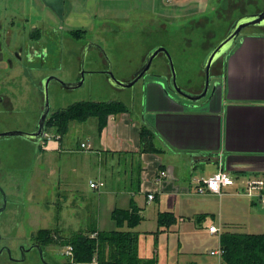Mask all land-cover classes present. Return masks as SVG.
Here are the masks:
<instances>
[{"label": "rangeland", "instance_id": "374dc122", "mask_svg": "<svg viewBox=\"0 0 264 264\" xmlns=\"http://www.w3.org/2000/svg\"><path fill=\"white\" fill-rule=\"evenodd\" d=\"M8 1L0 0V41L11 42L10 46L0 50V134L12 131L32 133L38 130L46 102L41 82L50 76H56L66 83L78 84L84 72L83 84L75 89H65L54 80L50 82V117L81 101L138 103L145 87L144 80L149 77L145 76L132 87L121 88L112 83L107 71H112L114 78L119 81H132L137 74L134 73L135 69L144 66L143 56L158 48L155 45L159 43L166 45L180 88L205 86L204 67L213 48L225 39L239 18L264 10V0H210L208 4L203 0L204 5L193 10L200 14L184 19L163 18L164 21H160L159 13L166 16L174 0H132L126 6L134 5L139 9L137 12L130 16L118 14L116 19L112 18L113 21L106 19V25L98 19L95 28L86 36L82 34L80 38H84V41L79 42V38L68 31L33 30V26L26 21L29 19L32 22L31 15H16L14 18L10 15L12 13L5 14ZM152 11H157V14ZM202 17L201 21L189 26L188 20ZM13 18L14 25L11 24ZM163 23L167 29L160 27ZM252 31L262 32L264 29L248 27L240 38ZM89 41L98 48L82 52L85 47L83 44ZM19 47L39 49L46 52L48 58L33 64L25 63V57L23 60L13 58L12 52ZM70 48L74 57H69ZM166 58L165 54L155 58L149 73L159 71L155 66L160 65L163 70L171 72ZM26 70L31 76L26 74ZM218 79L211 72L206 98L212 95ZM96 131V119L73 123L65 135L61 149L63 158L57 156L49 160L42 142L21 136L0 138V209L4 207L0 212V264H72L65 255L66 247L62 246L60 237L68 238L78 231H86L82 229L87 227L85 219L89 221L90 215L94 216V225L99 231L117 229L113 213L122 207L123 200L129 204L132 198L120 195V199L115 201V197L108 193L99 196L86 182L85 176L88 175L89 179L93 174L90 163H97L98 156L95 158L90 155L92 159L85 160L89 157L83 156L85 150L80 144L93 137ZM49 133L55 134V129L49 128ZM56 136L62 138L61 135ZM79 146L80 152L70 155L73 153L70 148L76 150ZM127 162L130 161L127 160L126 167H122L119 172L123 181L124 168L129 170ZM209 171H205L207 176L211 174ZM2 191L7 197L6 205ZM137 197L148 211L145 212V221L139 225V254L145 256L140 257L151 259L156 256L152 254L156 253L160 264H164L165 260L168 264H186L196 256L213 259L216 264H220L218 261L221 256H215L212 252L220 249L221 234L213 236L208 233L211 222L218 227L211 217L207 218L201 231H196V227L192 229L193 233H178L180 223H174L170 228L159 226L153 216L155 203L146 204L145 194ZM83 202L88 206L84 207ZM258 209L261 211L260 207ZM44 229L50 230L54 239L49 245L42 246L43 260L37 246L42 245L38 236L39 231ZM257 232L264 233V230Z\"/></svg>", "mask_w": 264, "mask_h": 264}, {"label": "crops", "instance_id": "0c3cea01", "mask_svg": "<svg viewBox=\"0 0 264 264\" xmlns=\"http://www.w3.org/2000/svg\"><path fill=\"white\" fill-rule=\"evenodd\" d=\"M130 1L132 0H9L5 14L12 13L10 15L14 18L16 15H31L32 22L25 20L29 21L28 24L35 31L44 29L57 33L68 31L72 34L73 31L82 30L86 36L95 28L98 19L105 24L106 19L113 21L118 14L130 16L137 12L139 9L134 5L133 8L126 6ZM209 1L206 0L207 4ZM203 5V0H174L168 8L167 17L159 13V20L192 17L200 14L193 10ZM153 14H157V11ZM14 18L12 25L15 24ZM203 18L188 20L189 26ZM166 26L165 23L160 24L163 29H167ZM255 28L264 29L251 27ZM159 46L166 48L161 43L155 45ZM147 56H143V62ZM166 62L169 63L168 58ZM155 69L159 71H148L146 77L149 78L144 80L145 87L138 103L125 102L127 112L111 116L101 134L97 130L93 137L81 142L80 146L82 143L89 145L88 149H84L83 156L89 157L85 160L98 156L97 163H90L93 174L89 179L88 175L85 176L90 189L97 191L99 196L102 193L111 194L115 201L120 199V195L131 196L132 202L127 204L128 201L123 200L119 209H128L135 202L142 211L144 221L145 212L148 211L137 200V196L145 194L146 204L155 203L154 218L158 220L162 212L175 214V223L181 225L178 233H193L196 227V231H201L209 217L218 223L221 234L226 231L258 233V230H264L263 204L243 192L250 177L264 179V31H252L239 37L228 54L212 66L211 72L220 81L217 80L212 95L201 101H190L173 92L169 87L171 72L163 70L162 65L155 66ZM203 87L186 86L183 90L196 93ZM144 125L153 132L154 144L159 152H142L140 132ZM52 135L54 136L50 141H41L45 145V155L48 160L56 159L57 156L61 159L64 156L61 149L65 136L60 138L56 134ZM80 146L76 150L70 148L73 150L70 155L80 152ZM127 160L130 161L127 162L129 170L124 168L123 181L119 172L122 167H126ZM139 169L141 172L138 176ZM220 169L238 177L235 186L228 188L223 196L198 194L199 182ZM207 170H210L209 176L205 174ZM160 171H166L167 176L159 184L155 178ZM138 178L141 182L137 192ZM92 181L104 182V186L91 188ZM86 188L89 189L87 186ZM150 193L155 194L153 201L148 200ZM83 204L84 207L88 206L84 202ZM71 205L72 209L74 200ZM93 218L90 215L89 221L85 219L87 227L82 230L87 231L90 225L95 226ZM210 224L215 225L213 222ZM139 227L137 231L141 234ZM208 233L218 235L210 231ZM152 255L157 256L156 253ZM190 260L188 264L217 263L213 259L196 256L193 261ZM218 262L223 264L222 258ZM164 264H168V261L165 260Z\"/></svg>", "mask_w": 264, "mask_h": 264}, {"label": "trees", "instance_id": "16d2710c", "mask_svg": "<svg viewBox=\"0 0 264 264\" xmlns=\"http://www.w3.org/2000/svg\"><path fill=\"white\" fill-rule=\"evenodd\" d=\"M264 28V27H260ZM84 31L76 30L72 34L82 37ZM128 106L121 101H81L66 109L55 112L47 121L56 135L64 137L73 123H86L96 119L97 130L101 134L113 115L125 113ZM142 152H159L154 144V134L146 125L141 128ZM141 172L139 169L138 176ZM141 180L137 181V192ZM113 219L117 229L111 232L99 231L95 226L87 231H78L68 238H61L63 247L72 246V264H158L157 256L144 259L139 254V232L137 228L144 221L141 209L134 203L128 209H116ZM177 221L173 212H162L158 216L161 227H169ZM96 233L97 236H93ZM41 247L47 246L53 239L50 230L39 231ZM58 238V237H57ZM223 250V264H264V233H242L226 231L220 237Z\"/></svg>", "mask_w": 264, "mask_h": 264}, {"label": "water", "instance_id": "95a60500", "mask_svg": "<svg viewBox=\"0 0 264 264\" xmlns=\"http://www.w3.org/2000/svg\"><path fill=\"white\" fill-rule=\"evenodd\" d=\"M248 27H264V10L260 13L257 14H251V15H246L241 18H239L231 27L228 35L225 37V39L220 42L216 47L213 48L211 53L209 54V57L207 59V62L204 67V72H205V78H206V83L204 87V91L200 94H192L189 93L188 91L183 90L177 85L176 82V73L174 69V64L172 61V58L168 52V50L160 46L156 49H154L152 52L149 53V55L146 57V60L144 62V66L139 70V72L136 74L135 78L130 81V82H122L114 78L112 71L108 70L107 74L110 76L111 81L114 85L121 87V88H129L134 86L138 81H140L143 77L146 76L147 72L150 70L153 61L155 58H157L160 54H165L166 57L168 58L169 65H170V70H171V75H172V80L169 82V87L170 89L175 92L176 94L187 98L190 101L198 102L203 100L209 92L210 88V76H211V68L212 66L222 57L226 56L228 50L232 48V46L236 43L242 32L248 28ZM91 46V45H90ZM90 46H87L84 52L89 51ZM56 79L58 80L65 88L67 89H75L83 84L84 81V72L82 73V79L78 84H70L66 83L64 81H61L55 77H48L43 81V88L42 91L45 94V106L43 113L40 118L38 130L34 131L32 133H24L20 131H12V132H5L0 134V138L3 137H11V136H21L27 139H31L35 142H41L44 141V135H45V129H46V122L49 116L50 112V103H49V95H48V87L50 82ZM4 202L6 205L7 202V197L4 191H2ZM4 210V207L0 209V212ZM1 239V238H0ZM40 254L42 259L44 260V254L42 249L39 248ZM10 252V251H9Z\"/></svg>", "mask_w": 264, "mask_h": 264}, {"label": "built area", "instance_id": "2783aa9c", "mask_svg": "<svg viewBox=\"0 0 264 264\" xmlns=\"http://www.w3.org/2000/svg\"><path fill=\"white\" fill-rule=\"evenodd\" d=\"M54 135L51 133H45L44 135V142L50 141L53 138ZM82 149H88L89 145L87 143H82L81 145ZM167 172L166 171H160L159 174H157L155 181L158 182L159 184L162 183L164 178H166ZM237 176L232 174L229 171H226L224 169L218 170L216 173H214L212 176L202 180L199 182L200 186L198 188V194L204 195V194H212V195H217V196H223L226 193V190L232 186H235ZM91 188H100L104 186V182H95L92 181L90 182ZM244 194L256 198L260 200V202L263 204L264 207V179L258 178V177H250L245 185V190H243ZM155 199V194L150 193L148 194V200L153 201ZM209 231L212 234H221L220 228L216 226H211ZM93 236H97L96 233L93 234ZM213 255L216 256H221L223 255V250L220 249L217 251L212 252ZM65 255L67 257H70L73 255V248L72 246L66 247L65 250ZM95 264V263H94Z\"/></svg>", "mask_w": 264, "mask_h": 264}, {"label": "flooded vegetation", "instance_id": "af4514ba", "mask_svg": "<svg viewBox=\"0 0 264 264\" xmlns=\"http://www.w3.org/2000/svg\"><path fill=\"white\" fill-rule=\"evenodd\" d=\"M33 39H34V36H33ZM77 41H79V42H83L84 41V38H79V40H77ZM11 45V42H10V40L9 41H0V50H2L3 48H6V47H8V46H10ZM91 45V46H90ZM83 46H85L84 47V50L82 51V52H84L85 51V49L87 48V46H90V49L89 50H91V49H94V48H98V46L97 45H94L93 44V42H86V43H84L83 44ZM73 50H72V48H70V50H69V57H74V54H73V52H72ZM12 54H13V58L15 57V58H17V59H20V60H23V58L25 57V63H29V64H33V63H35V62H40V61H44V60H46L47 58H48V54H46V52L44 53V52H42L41 50H36V49H34L33 47L32 48H30V47H19L16 51H14V52H12ZM82 55H83V53H82ZM153 64V63H152ZM152 67V66H151ZM151 69V68H150ZM139 72V71H138ZM137 72V73H138ZM148 73V72H147ZM26 74H29L30 76H31V73L29 72V71H27L26 70ZM50 77H55V78H57L56 76H50ZM144 78V77H143ZM59 79V78H58ZM54 81H56V82H58V83H60L58 80H56V79H53ZM62 80V79H61ZM171 80H172V75H171V77H170V82H171ZM61 84V83H60ZM62 85V84H61ZM205 87V86H204ZM204 87L202 88V90L200 91V92H196V93H194V92H192V93H194V94H200V93H202L203 91H204ZM43 88V83L41 82V89ZM65 88V87H64ZM65 89H67V88H65ZM50 119V114H49V116H48V119H47V121ZM46 125H47V122H46ZM45 133H49V131H47V127H46V129H45ZM45 138V137H44ZM43 138V139H44ZM39 248L41 249L42 247L41 246H37V250L39 251ZM30 249V248H29ZM31 250H33V249H31ZM26 251V250H25ZM48 264V263H47Z\"/></svg>", "mask_w": 264, "mask_h": 264}]
</instances>
